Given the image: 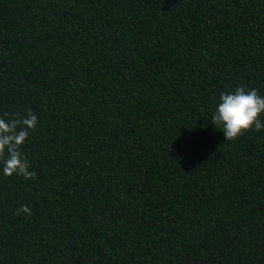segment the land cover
Segmentation results:
<instances>
[{
  "label": "trees",
  "instance_id": "obj_1",
  "mask_svg": "<svg viewBox=\"0 0 264 264\" xmlns=\"http://www.w3.org/2000/svg\"><path fill=\"white\" fill-rule=\"evenodd\" d=\"M241 84L264 95V0H0V115L39 119L0 264H264V130L211 124Z\"/></svg>",
  "mask_w": 264,
  "mask_h": 264
},
{
  "label": "clouds",
  "instance_id": "obj_2",
  "mask_svg": "<svg viewBox=\"0 0 264 264\" xmlns=\"http://www.w3.org/2000/svg\"><path fill=\"white\" fill-rule=\"evenodd\" d=\"M211 121L226 141H234L246 131L260 132L264 130V95L244 84L222 91L214 98ZM38 124V116L30 109L22 116L0 115V175L25 180L36 176L23 147ZM21 214L30 216L32 212L22 205L15 212Z\"/></svg>",
  "mask_w": 264,
  "mask_h": 264
}]
</instances>
